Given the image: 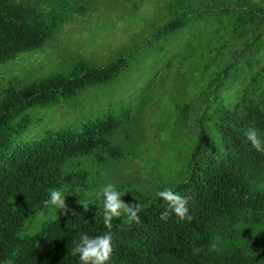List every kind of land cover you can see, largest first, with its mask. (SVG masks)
Wrapping results in <instances>:
<instances>
[{
  "label": "trees",
  "instance_id": "obj_1",
  "mask_svg": "<svg viewBox=\"0 0 264 264\" xmlns=\"http://www.w3.org/2000/svg\"><path fill=\"white\" fill-rule=\"evenodd\" d=\"M121 2L128 15L137 12V0H0V69ZM157 75V100L171 102L172 115L154 133L188 147L181 169L155 173L151 189L129 181L116 188L143 211L139 224L113 219L108 264H264V152L244 135L254 127L264 146V0H163L101 63L80 53L47 77L6 79L0 264H82L74 252L80 233L109 231L102 194H88L111 164L140 155L150 133L134 104ZM44 111L62 113L44 124ZM51 189L83 196L64 215L44 206ZM164 189L187 199L191 220L169 210L157 195ZM41 215L48 218L37 223Z\"/></svg>",
  "mask_w": 264,
  "mask_h": 264
},
{
  "label": "rangeland",
  "instance_id": "obj_2",
  "mask_svg": "<svg viewBox=\"0 0 264 264\" xmlns=\"http://www.w3.org/2000/svg\"><path fill=\"white\" fill-rule=\"evenodd\" d=\"M161 1L163 0H137L139 6L137 12L129 15L121 2L118 5L115 4V9L95 13L88 20V25L84 26L79 22V24L73 23L72 26L68 25L59 35L58 42L44 51L24 55L14 64L1 68L0 87L6 79L11 77H20L30 81L52 75L62 68L71 56H80V53L101 63L106 56L120 50L126 41L132 39L144 28L145 22L154 16ZM154 79L147 88L149 95L146 98L140 97L139 101L134 104L136 120L144 126V129L146 127L143 131L144 136L150 133V137L145 139L146 143L141 148L140 155L129 161L111 164L103 173V184L96 191L89 193L88 197L92 198L102 194L103 188L108 184L117 188L124 181L134 182L151 189L155 173H176L181 169L180 159L188 147L187 142L172 146L164 136L166 133L160 137L154 133V130L159 129L160 118H168L172 115V103L157 100L162 84L161 75H157ZM61 113L44 111L40 112V117L44 118V124H52L59 119ZM151 120L157 123L151 125ZM149 126H153L152 130ZM34 131H40V128L37 127ZM137 132L140 137L143 136L139 128ZM63 194L66 196L67 205L77 204L83 196L78 191ZM55 209L52 207L50 211H55ZM46 218L48 217L41 215L37 223Z\"/></svg>",
  "mask_w": 264,
  "mask_h": 264
},
{
  "label": "clouds",
  "instance_id": "obj_3",
  "mask_svg": "<svg viewBox=\"0 0 264 264\" xmlns=\"http://www.w3.org/2000/svg\"><path fill=\"white\" fill-rule=\"evenodd\" d=\"M246 142L259 152H264L258 130L249 128L245 133ZM50 198L43 201L45 207H53L61 210L64 215H68V206L66 196L59 190L51 189ZM124 193L117 191L115 186L108 184L102 190L103 196V223L109 231L103 235L90 237L86 233H80L79 241L76 243L74 252L79 255L82 264H108L113 253L112 233L113 219L124 217V224L131 225L133 222H141V213L143 211L142 203H126L121 197ZM169 205V210L174 211L180 220H191L188 214L187 199L175 193L171 189H164L157 193ZM162 220L168 219V211L161 214ZM215 248V244L212 245ZM195 251V250H194Z\"/></svg>",
  "mask_w": 264,
  "mask_h": 264
}]
</instances>
